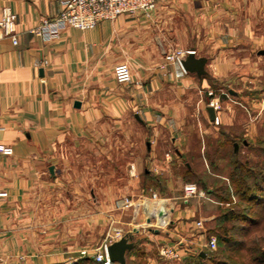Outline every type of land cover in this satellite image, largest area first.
Wrapping results in <instances>:
<instances>
[{"label": "crops", "instance_id": "1", "mask_svg": "<svg viewBox=\"0 0 264 264\" xmlns=\"http://www.w3.org/2000/svg\"><path fill=\"white\" fill-rule=\"evenodd\" d=\"M64 1L0 0V21L9 9L18 37L16 45L0 40V144L14 149L0 153L8 193L0 198V252L24 255L25 264H97L94 249L121 229L132 264L133 239L154 242L161 230L180 238L194 216V207L169 201L174 230L153 228L159 203L150 196L192 174L189 130L213 134L209 91L223 98L213 82H243L239 66L262 60L264 25L255 20L264 0H156L149 16L69 28L53 40L33 33ZM177 49L196 51L202 70L169 62ZM122 62L132 68L126 84L114 76ZM125 197L134 208H119Z\"/></svg>", "mask_w": 264, "mask_h": 264}, {"label": "rangeland", "instance_id": "2", "mask_svg": "<svg viewBox=\"0 0 264 264\" xmlns=\"http://www.w3.org/2000/svg\"><path fill=\"white\" fill-rule=\"evenodd\" d=\"M258 22L259 25H264V13L258 14L255 23ZM260 59L262 60L257 65L250 63V66H239L244 71L243 82L234 84L237 77L223 81V84L221 81L213 82V88L220 90L219 95L222 94L223 97L220 101L223 121L215 125L210 136L199 137L195 128H190L193 151L188 153L193 155L186 161L193 165L192 174L186 176L184 183H180L182 187L175 179L172 189L158 193L162 198H171L170 203L177 210L194 207V216L187 218L184 223L186 229L179 230L182 239L169 237L164 230H161L162 238H157L154 242L148 243L146 240L144 243L145 240L135 238V250L128 254L129 259L134 257L132 264H149L148 255L154 257L157 264H174L175 261L160 256V247L166 239L171 243L176 239L184 240L185 245L190 247L189 255L195 256L180 261L182 264H264V199L250 203L241 201L232 186L235 176L247 177L249 172L256 176L260 174L257 176L258 183L264 179V55ZM235 144L238 145L237 150ZM186 161L182 163L183 169ZM252 179L249 182L255 183ZM190 182L201 187L206 184L213 195L202 189L207 194V199L195 198L184 204L181 199L183 188ZM245 215L250 217L248 222L244 220ZM199 219L205 221L207 237L217 238L218 247L214 252H208L204 246H200L201 243H206L207 237L201 236L200 231L194 229L193 224ZM252 219H255L257 225L253 224ZM174 220L175 216L171 221ZM174 226L172 223L166 229L174 230ZM146 248L150 249V254L145 252ZM201 249L207 253L203 257L195 253ZM0 257V264H25L24 255L0 252Z\"/></svg>", "mask_w": 264, "mask_h": 264}, {"label": "built area", "instance_id": "3", "mask_svg": "<svg viewBox=\"0 0 264 264\" xmlns=\"http://www.w3.org/2000/svg\"><path fill=\"white\" fill-rule=\"evenodd\" d=\"M157 8L156 0H65L63 2L62 11L51 19H45L41 25L32 32L42 36L47 40H53L58 38L63 30L72 28L79 31H87L94 29L100 22L107 20H114L122 15H151ZM16 16L12 14L9 9L3 11V18L0 21V40L5 37L12 39L13 44H18V37L16 36L14 25ZM195 55L194 50L177 49L172 53H168L167 58L169 62H175L180 65L184 70L183 61L189 55ZM186 71V70H185ZM114 76L118 83L126 84L132 81L133 74L132 68L128 62L119 63L114 69ZM209 96L213 97L209 106L213 107L216 112L221 110L220 100L214 97V92L209 91ZM221 117L218 113L215 114L212 119L213 124L219 125L221 123ZM0 153L6 156L13 155L14 149L11 146L0 144ZM8 196L7 191L0 187V198ZM195 198L207 199V194L196 183H186L183 188V195L181 197L184 204L189 203ZM143 199H148L145 197ZM150 199L154 203H159L156 210V227L168 228L170 226V209L168 199L162 198L157 192H152ZM135 207V202L130 197H125L119 206L122 210H128ZM194 229L200 231L201 236L207 237L205 229V221L199 219L194 223ZM124 238L123 231L121 229H115L113 233L107 234L103 243L94 249V255L92 256L97 264H118L111 260L109 255V247L117 241ZM181 238V237H180ZM182 239V238H181ZM200 246H204L208 252H214L217 250L218 241L215 236L207 237L206 243ZM83 256H89V252L84 250L81 252ZM190 247H187L184 240L170 242H164L160 247L161 258L172 261H183L189 256ZM196 255L203 257L207 253L203 249L195 252ZM2 259L0 257V263Z\"/></svg>", "mask_w": 264, "mask_h": 264}, {"label": "trees", "instance_id": "4", "mask_svg": "<svg viewBox=\"0 0 264 264\" xmlns=\"http://www.w3.org/2000/svg\"><path fill=\"white\" fill-rule=\"evenodd\" d=\"M235 154H237V153L235 152ZM259 175L260 174H257V176H259ZM257 176H256V174L253 175L250 172L248 173L247 177H243L242 178V176L241 177L235 176V179L232 181V184H233L232 186L235 188L236 196L241 201L250 203L253 200L258 201V199L259 200L264 199V179L260 183H258L257 180L259 178ZM251 177H253V179ZM250 179L255 180V183L252 182L253 185H251L252 183L249 182ZM260 179H261V176H260ZM199 187L201 189L205 190L208 194L210 193L211 195H213L212 192H211V189L210 188L207 189L206 184L205 185H202V187L199 185ZM214 196H216V195H214ZM248 210H250V207L248 208ZM245 217H244V220L248 222L249 221L248 219L250 217H247L246 215H245ZM252 220H253V224L254 225H257L255 219H252ZM210 233H211V231H210Z\"/></svg>", "mask_w": 264, "mask_h": 264}, {"label": "water", "instance_id": "5", "mask_svg": "<svg viewBox=\"0 0 264 264\" xmlns=\"http://www.w3.org/2000/svg\"><path fill=\"white\" fill-rule=\"evenodd\" d=\"M204 66L203 61H200L195 57V55H189L184 61H183V67L185 70H191V69H197L198 71L202 70V67ZM77 106H79V103H76ZM210 116L212 119L215 117V109L213 107H210L208 109ZM130 245L127 243V239L123 238L120 241L115 242L109 247V255L112 261L120 264H125V251L128 249Z\"/></svg>", "mask_w": 264, "mask_h": 264}]
</instances>
